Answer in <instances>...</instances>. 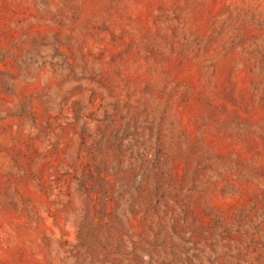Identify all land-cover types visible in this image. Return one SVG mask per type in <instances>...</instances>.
Masks as SVG:
<instances>
[{
  "label": "rangeland",
  "instance_id": "obj_1",
  "mask_svg": "<svg viewBox=\"0 0 264 264\" xmlns=\"http://www.w3.org/2000/svg\"><path fill=\"white\" fill-rule=\"evenodd\" d=\"M0 264H264V0H0Z\"/></svg>",
  "mask_w": 264,
  "mask_h": 264
}]
</instances>
